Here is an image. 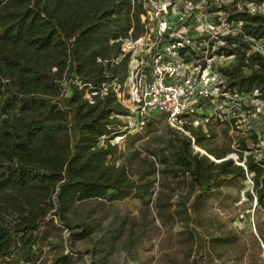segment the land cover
<instances>
[{"label": "trees", "instance_id": "1", "mask_svg": "<svg viewBox=\"0 0 264 264\" xmlns=\"http://www.w3.org/2000/svg\"><path fill=\"white\" fill-rule=\"evenodd\" d=\"M249 5L264 7V0H231L213 9L226 24H240L238 34L217 38L223 45L213 55L233 59L218 68L226 78V92L255 94L264 102V46L255 48L264 42V12H252ZM143 13L136 0H0V262L9 264L12 257L34 262L37 232L48 214L61 223L79 202L121 200L140 189L128 179L125 164H106L118 154L117 148L100 144L101 137L124 133L121 122L112 117L121 113L114 92L93 104L85 95L96 92L98 98L97 89L104 83L123 85L128 56L113 63L121 54L118 40L130 31L135 39L142 34ZM70 79L85 85L82 91L69 84ZM154 122L162 120H147L146 127ZM187 130L205 155L194 152L190 138L169 128L165 144L170 156L162 163L170 167L171 179H180L194 194L188 204L177 202L182 210L172 213L185 232L180 241L193 247L201 241L193 218L200 222L210 199L219 197L224 186L245 180V172L253 175L255 200L264 209V150L257 157L241 141L238 156L244 159V169L223 160L233 150L212 146V136L207 138L199 128ZM250 139L257 142L255 136ZM243 152L248 153L245 158ZM136 160L149 170L156 163ZM152 185L147 181L144 189ZM111 191L115 194L108 197ZM175 192L171 188L165 196L169 208ZM217 240L232 244L234 237ZM61 261L70 264L67 256Z\"/></svg>", "mask_w": 264, "mask_h": 264}, {"label": "rangeland", "instance_id": "2", "mask_svg": "<svg viewBox=\"0 0 264 264\" xmlns=\"http://www.w3.org/2000/svg\"><path fill=\"white\" fill-rule=\"evenodd\" d=\"M157 1L158 5L162 2L166 5L170 3L169 23L176 37L188 40L190 48L200 58H208L209 54L215 56L212 61H206L207 72H216L218 68L233 63L232 58L225 57L222 53L220 56L213 55L217 46L223 45L216 41L218 37L225 34L234 36L240 32V24L228 25L224 22L222 13L213 12L215 7L222 3L228 4L231 0H201L197 4L186 0ZM136 2L142 5L144 11L139 15L144 31L136 39L131 31L128 36L119 39L121 54L113 60L116 64L128 56L127 77L123 85L104 83L97 89L98 98H94L97 96L96 92L86 94L85 98L91 104L103 102L111 89L114 92L121 113L112 117L121 122L120 128L124 133L101 137L100 144L117 148L118 154L108 157L106 164H125L128 179L136 187H141H134V193L121 200L106 201L99 198L79 202L65 213L66 221L61 223L48 214L37 232L38 244L33 248L36 257L34 262L26 263L16 257L8 259V262L60 264L62 258L67 256L70 264H264V209L257 205L253 185L246 180L224 186L221 195L210 199L205 206L203 219L197 222V217L193 218L196 234L201 237L197 246L187 247L180 241L185 240V232L180 224H176L172 213L174 210H182L177 202L184 201L188 204L194 194L188 186L179 183L180 179H171L170 167L162 163L170 156L165 144V136L169 130L167 125L164 122H154L148 128L147 121H141L136 114L135 101L138 93L136 84L128 79V66L131 61L136 63L141 58L140 47L135 42L145 34V28L147 32H151L148 22L149 8H152L150 0ZM248 7L252 12H264L263 6ZM263 46L264 42L260 41L255 48L262 50ZM97 61L100 62L99 59ZM52 71H56V68ZM69 84L79 91L85 86L76 79H70ZM89 88L95 90L90 86ZM82 97L84 99V95ZM214 110L215 107H212L207 113L212 114ZM216 118L215 121L202 122L201 126L203 131L212 136V146L219 150L234 151L244 141L250 147V136L254 135L260 141L257 147L259 150L254 146L253 152L260 156L264 148V106L261 114L256 116L246 115L243 110L237 112L234 119L237 121L236 125L229 121V116ZM197 150L200 151L199 154L205 155L203 150ZM136 157L156 160L154 169H145L144 165L137 162ZM228 157L237 159L233 153ZM149 171L150 177L147 175ZM139 178L145 180L140 182ZM147 181H152L153 184L148 191L144 189ZM170 181L171 186L168 184ZM171 188L176 192L172 207L169 208L165 196L169 195ZM114 194L111 191L107 196ZM52 200L56 204L54 197ZM178 232L182 233L177 235ZM207 233L212 234L208 239H214V242L208 241ZM230 236L234 237L232 244L219 243L217 240ZM4 262L2 260L0 264Z\"/></svg>", "mask_w": 264, "mask_h": 264}, {"label": "built area", "instance_id": "3", "mask_svg": "<svg viewBox=\"0 0 264 264\" xmlns=\"http://www.w3.org/2000/svg\"><path fill=\"white\" fill-rule=\"evenodd\" d=\"M157 2L150 0L152 8H149L150 18L147 22L151 32L145 28V34L135 42L140 47L141 58L136 63L131 61L128 66V79L136 84L138 93L136 114L141 121L161 119L171 130L190 138L192 148L197 150L187 128L202 130V122L215 121L216 117L221 116L231 117L229 121L236 125L234 119L237 112L243 110L246 115L256 116L261 114L264 102L256 99L255 94L226 92V78L218 70L206 71V61H212L215 56L200 58L190 48L188 40L176 37L169 23L170 3L166 5L161 1L158 5ZM203 62L204 68L201 66ZM212 107H215L214 113L208 114L207 110ZM203 133L207 138L210 137L209 132ZM255 137L257 142H252L251 149L259 145L260 140ZM239 152L238 146L233 151L237 159L226 157L223 160L230 159L245 169L244 159L239 161ZM257 154V157L261 156ZM243 155L247 156L248 153L243 152ZM252 176L245 172V180L251 185Z\"/></svg>", "mask_w": 264, "mask_h": 264}, {"label": "bare ground", "instance_id": "4", "mask_svg": "<svg viewBox=\"0 0 264 264\" xmlns=\"http://www.w3.org/2000/svg\"><path fill=\"white\" fill-rule=\"evenodd\" d=\"M196 149H197V147H196ZM204 154H205V152H204Z\"/></svg>", "mask_w": 264, "mask_h": 264}]
</instances>
